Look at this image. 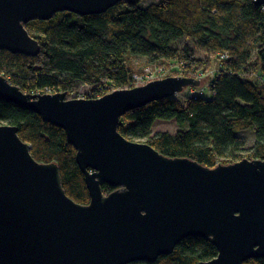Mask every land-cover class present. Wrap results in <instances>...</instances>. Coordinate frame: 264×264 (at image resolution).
I'll list each match as a JSON object with an SVG mask.
<instances>
[{
	"label": "water",
	"instance_id": "95a60500",
	"mask_svg": "<svg viewBox=\"0 0 264 264\" xmlns=\"http://www.w3.org/2000/svg\"><path fill=\"white\" fill-rule=\"evenodd\" d=\"M122 1L142 0H0V49L35 57L41 46L25 26L30 21L65 11L99 15ZM200 85L169 76L99 98H67L26 93L0 75V100L65 131L90 195L89 204L76 203L58 164L38 162L18 127L0 125V264H152L190 237L217 249L198 264L264 258V160L209 168L118 130L129 111Z\"/></svg>",
	"mask_w": 264,
	"mask_h": 264
},
{
	"label": "trees",
	"instance_id": "16d2710c",
	"mask_svg": "<svg viewBox=\"0 0 264 264\" xmlns=\"http://www.w3.org/2000/svg\"><path fill=\"white\" fill-rule=\"evenodd\" d=\"M25 26L39 41L40 53L32 57L0 49V75L26 93L66 92L69 98L82 92L98 98L132 88L142 72L137 58L156 67L178 64L180 70L174 72L195 78L218 64L209 81L210 97L191 94L197 87H188L185 93L129 111L118 130L167 157L189 158L209 168L264 160V5L255 0H160L148 6L122 1L99 15L65 11ZM182 38L200 47L204 57L188 44L179 45ZM158 120H174L177 131L155 134ZM1 123L18 127L38 162L58 164L70 198L90 203L77 151L63 129L2 100ZM247 131L254 134L252 146L240 135ZM112 190L103 185L105 193ZM216 256L210 241L190 237L152 264H198ZM244 264H264V258Z\"/></svg>",
	"mask_w": 264,
	"mask_h": 264
},
{
	"label": "rangeland",
	"instance_id": "374dc122",
	"mask_svg": "<svg viewBox=\"0 0 264 264\" xmlns=\"http://www.w3.org/2000/svg\"><path fill=\"white\" fill-rule=\"evenodd\" d=\"M158 1H160V0H142L140 2V5L148 6L152 2H158ZM178 44L181 46L188 44V45L193 47L194 51L199 56L204 57V53L200 51L202 49L200 47H197V45L195 43H193L192 41H189V40L182 38ZM214 58H216V56H214ZM136 62H137L136 63L137 67L138 68L141 67L142 72L137 74L139 76V79H137L135 86H142L144 84H147L150 81L166 78L169 76H182V75H179L176 72H174L175 69L180 70V66H178V64H175V65L167 64L166 66L162 65L160 67H156V66L147 64L145 58H137ZM217 66H218V64L215 66V68L213 70L207 72L206 74H203V73L199 74L198 79L201 80V85L199 87H197V90L194 89L195 91L198 92L199 95H201L203 97H210L211 96V91L209 90V81L212 78H214L215 75L218 73V67ZM185 92H187V89L184 90L183 93H185ZM45 93H49V92H45ZM156 123L157 124L154 125V129H155L154 133L159 132V131H166V130H168L172 133H175L178 129V126L174 120H170V121L158 120ZM2 124L3 123H1L0 125H2ZM240 135L242 137L246 138L249 146L253 145V143L255 141V137L251 131L241 133Z\"/></svg>",
	"mask_w": 264,
	"mask_h": 264
},
{
	"label": "built area",
	"instance_id": "2783aa9c",
	"mask_svg": "<svg viewBox=\"0 0 264 264\" xmlns=\"http://www.w3.org/2000/svg\"><path fill=\"white\" fill-rule=\"evenodd\" d=\"M137 79H139V76L138 75H136L135 76V83H136V81H137ZM114 90H110L108 93H111V92H113ZM40 93H42V92H36V94H40ZM107 93V94H108ZM191 94H196V91L194 90V89H192L191 90V92H190ZM99 97H102V96H99ZM98 97V98H99ZM70 98H86L85 96H84V94L82 93V92H80V93H73L71 96H70Z\"/></svg>",
	"mask_w": 264,
	"mask_h": 264
},
{
	"label": "clouds",
	"instance_id": "9594fccd",
	"mask_svg": "<svg viewBox=\"0 0 264 264\" xmlns=\"http://www.w3.org/2000/svg\"><path fill=\"white\" fill-rule=\"evenodd\" d=\"M50 93V92H49ZM198 93V92H197ZM40 94H42V93H40Z\"/></svg>",
	"mask_w": 264,
	"mask_h": 264
}]
</instances>
